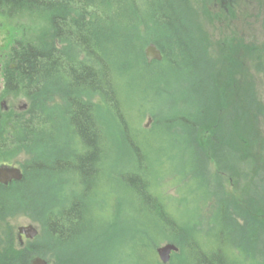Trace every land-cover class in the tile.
<instances>
[{"label": "trees", "instance_id": "obj_1", "mask_svg": "<svg viewBox=\"0 0 264 264\" xmlns=\"http://www.w3.org/2000/svg\"><path fill=\"white\" fill-rule=\"evenodd\" d=\"M0 6L10 11L45 7L52 16L53 31L49 45L18 41L9 47L15 48L8 55L9 61L18 67V73L10 78L32 101L23 118L4 119L0 125L26 129L18 132L22 139L16 146L9 142V148L24 151L35 161V173L50 179L52 191L47 193L53 200L45 208L41 241L38 237L35 242L17 246L10 237L9 245L4 246L0 233V264H31L36 256L48 264H80L83 251L74 249L75 237L84 235L79 221H83L86 210L105 208L100 202L107 194L103 184L110 180L106 173L109 158L100 144L108 141L109 134L121 139L133 129L124 111L122 90V67L130 60L110 58L107 48H118V44L124 49L141 48V59L148 66L145 49L150 44L163 53V60L152 64L171 63L175 56L186 60L190 52L206 67L208 62L190 39L189 11L183 0H1ZM234 71L240 73V68ZM235 103L228 96L219 100L210 88L209 100L199 113L203 118L194 127L196 143L207 162L220 163L219 169L249 160L253 164L250 176L255 180L264 172L260 170L264 169V157L259 154L264 139L255 127L260 121L256 112L264 115V105L254 99ZM222 131H226L223 139ZM135 146L141 152L139 145ZM60 149L63 157L55 154ZM257 163L262 165L260 169ZM143 177L139 170L127 174L131 187L142 190V199L153 203L166 224L159 229L162 236L179 247L169 264H264V201L253 206L248 186L243 189L246 204L224 200L223 210H218L223 220L217 226L225 235L212 246L208 232L203 237L193 225L174 218L160 196L152 192L151 180ZM64 185L81 188L82 192L67 195ZM11 201L0 198V215L23 203V199ZM160 243L156 238L140 253L147 264H163L157 255Z\"/></svg>", "mask_w": 264, "mask_h": 264}, {"label": "rangeland", "instance_id": "obj_2", "mask_svg": "<svg viewBox=\"0 0 264 264\" xmlns=\"http://www.w3.org/2000/svg\"><path fill=\"white\" fill-rule=\"evenodd\" d=\"M183 2L189 11L190 39L198 44V52L205 54L207 67L193 52L186 60L175 56L171 63L148 66L141 59V48L124 49L118 44V48L106 50L110 58L119 57L121 62L130 60L122 67L125 69L122 90L124 111L133 129L130 134L121 135V139L109 134L108 141L100 144L109 158L106 173L110 180L103 184L107 194L100 202H104L105 208L86 210L83 221H79L84 235L75 237L74 249L83 251L80 264H147L140 255L144 247L156 238L161 241L158 247L170 243L159 230L166 224L162 223L153 203L142 199V190L131 187L127 180L129 172L143 171V178L151 180L152 192L160 196L172 216L193 225L203 237L208 232L212 246L225 235L217 226L219 220L220 223L223 220L218 210H223L224 200L246 204L243 189L248 186L249 196L255 201L253 206L264 201V172L254 180L250 176L253 164L249 160L228 163L219 169L220 163L206 161L194 132L195 125L203 118L199 113L209 100L210 88L219 100L228 96L236 105L241 100L252 99L264 105V1L257 3L254 10H250V6L244 9L241 19L229 27L228 23L223 26L211 16L204 0ZM51 20L45 7L11 11L0 8V49L8 56L15 49L9 48L10 45L18 41L38 46L51 44ZM239 68L240 73H236L234 70ZM18 89L17 102L31 103L26 90ZM255 127H259L264 139V120H258ZM223 133L226 131H222V139ZM134 144L139 145L141 152ZM220 145L226 146L223 142ZM261 148L259 154L264 157V143ZM55 154L64 156L62 149ZM238 173L242 175L239 177ZM49 180L45 175L40 177L31 198L8 199L10 203L23 199L21 206L10 209L23 211H17L8 227H1L2 245H9L8 238L15 236L18 228L25 224L38 228V237L42 240V220L48 211L45 208L53 200ZM63 189L67 195L70 191L82 192L81 188L71 185H64ZM67 204L68 201L63 203ZM214 227L217 229L213 230ZM12 241L19 245L18 240ZM246 243L244 241V245Z\"/></svg>", "mask_w": 264, "mask_h": 264}, {"label": "flooded vegetation", "instance_id": "obj_3", "mask_svg": "<svg viewBox=\"0 0 264 264\" xmlns=\"http://www.w3.org/2000/svg\"><path fill=\"white\" fill-rule=\"evenodd\" d=\"M263 1L264 0H204V3L207 8L210 7L209 11L215 20H218L223 26L228 23L227 27H229L230 24L235 21L238 22L241 19L244 9L250 6V10H254L256 4ZM242 49L243 48H241L240 51H243ZM17 73V65L10 62L9 57L0 49V124L4 119L16 120L17 118H23L24 114L30 109L29 102H23L22 100L17 102L16 100L15 96L18 95L20 91L18 88L20 87L17 86V81L11 79L10 76L12 77ZM256 116L260 121L264 120V115L260 114L259 111L256 112ZM24 130L26 131L24 128L0 125V170L13 168L18 169L21 173L20 179L13 178L11 181H8V183H3L0 180L1 199L31 198V191L34 188V184L41 177L39 174L35 173L36 167L34 165V160L25 158V152L23 151H18L16 148H14V150L13 147L9 148V142L13 141L15 144L14 146H16L17 140L22 139V137L18 135V132ZM3 211L4 213L0 215V233L1 227H8V223H11L14 215L23 210ZM26 226H29V224L20 226L18 228V233L15 234V236L11 235L12 240H18L20 246H24L31 241L23 234L21 236L23 241L21 244L19 229Z\"/></svg>", "mask_w": 264, "mask_h": 264}, {"label": "water", "instance_id": "obj_4", "mask_svg": "<svg viewBox=\"0 0 264 264\" xmlns=\"http://www.w3.org/2000/svg\"><path fill=\"white\" fill-rule=\"evenodd\" d=\"M146 60L148 61V63L163 60L162 52L157 48L155 44H151L147 47ZM13 178H21V173L18 169L8 168L0 170V180L3 183H8V181H11ZM19 234L22 244L23 241L21 236L23 234L26 235L28 239L33 240L38 236L39 230L35 226L30 225L26 227H21L19 229ZM178 251L179 247L176 244L167 243L157 248V255L163 264H169L172 259L173 253H177ZM31 264H48V261L45 258H42L41 256H37L32 259Z\"/></svg>", "mask_w": 264, "mask_h": 264}, {"label": "bare ground", "instance_id": "obj_5", "mask_svg": "<svg viewBox=\"0 0 264 264\" xmlns=\"http://www.w3.org/2000/svg\"><path fill=\"white\" fill-rule=\"evenodd\" d=\"M164 42H166V40L164 39ZM166 48H168V46L167 45H164Z\"/></svg>", "mask_w": 264, "mask_h": 264}]
</instances>
